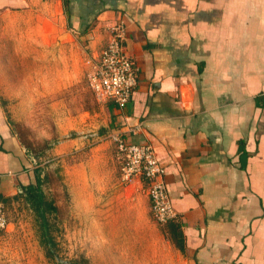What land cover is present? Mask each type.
<instances>
[{
    "label": "crops",
    "instance_id": "obj_1",
    "mask_svg": "<svg viewBox=\"0 0 264 264\" xmlns=\"http://www.w3.org/2000/svg\"><path fill=\"white\" fill-rule=\"evenodd\" d=\"M1 16L41 50L83 41L91 57L106 46L110 26L126 25L125 48L139 69L130 101L119 108L89 87L92 106L56 148L75 152L64 175L79 207L92 209L104 195L124 219L139 198L156 227L168 225L151 217L142 177L121 180L122 158L108 138L120 132L150 143L164 167L183 251L163 234L180 264H264V0H0ZM26 152L0 104L5 208L35 180Z\"/></svg>",
    "mask_w": 264,
    "mask_h": 264
},
{
    "label": "rangeland",
    "instance_id": "obj_2",
    "mask_svg": "<svg viewBox=\"0 0 264 264\" xmlns=\"http://www.w3.org/2000/svg\"><path fill=\"white\" fill-rule=\"evenodd\" d=\"M9 19L0 17V104L32 168L43 170L44 198L56 210L47 208L42 224L24 199L6 204L9 225L0 232V264H180L175 248L131 192L135 214L124 219L115 215L120 210L106 208L104 195L92 209L73 200L64 173L71 170L75 152L61 155L56 148L74 135L69 127L74 118L92 106L87 82L92 50L83 41L76 48L51 43L41 50Z\"/></svg>",
    "mask_w": 264,
    "mask_h": 264
},
{
    "label": "built area",
    "instance_id": "obj_3",
    "mask_svg": "<svg viewBox=\"0 0 264 264\" xmlns=\"http://www.w3.org/2000/svg\"><path fill=\"white\" fill-rule=\"evenodd\" d=\"M126 25L122 20L109 28L107 44L87 62L88 86L100 101H112L119 108H124L130 101L137 84L138 67L132 62L125 48ZM139 126L130 128L136 132ZM93 135H97L93 133ZM100 138L99 136L97 137ZM119 152L122 163L120 178L128 183L142 177L147 182V194L150 200V214L159 225H165L176 218L164 181V167L159 162L150 143L128 142L123 133L108 135ZM9 224L5 205L0 201V232Z\"/></svg>",
    "mask_w": 264,
    "mask_h": 264
},
{
    "label": "trees",
    "instance_id": "obj_4",
    "mask_svg": "<svg viewBox=\"0 0 264 264\" xmlns=\"http://www.w3.org/2000/svg\"><path fill=\"white\" fill-rule=\"evenodd\" d=\"M41 167L33 168L32 173L34 176V182L24 188L22 197L31 206V208L37 213L39 218L42 220V224H44L45 220V212L47 208L55 211L56 206L52 204H48L44 198V194L41 188L44 177L42 175ZM168 225L163 230L164 234L169 238V240L181 251H183V242L181 239V233L177 225L172 224V222H168ZM46 231L44 230L43 235L46 236ZM47 241V240H46ZM51 254V253H49ZM76 264H85L82 262H73Z\"/></svg>",
    "mask_w": 264,
    "mask_h": 264
}]
</instances>
